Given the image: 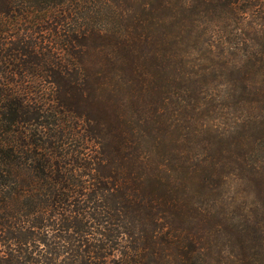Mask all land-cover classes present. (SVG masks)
<instances>
[{"label": "trees", "instance_id": "obj_1", "mask_svg": "<svg viewBox=\"0 0 264 264\" xmlns=\"http://www.w3.org/2000/svg\"><path fill=\"white\" fill-rule=\"evenodd\" d=\"M0 264H264V0H0Z\"/></svg>", "mask_w": 264, "mask_h": 264}]
</instances>
